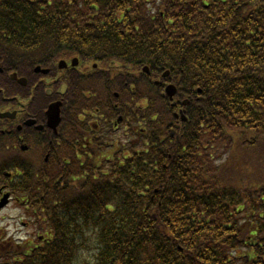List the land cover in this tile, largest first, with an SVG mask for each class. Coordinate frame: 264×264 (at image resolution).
Returning <instances> with one entry per match:
<instances>
[{"label": "trees", "instance_id": "obj_1", "mask_svg": "<svg viewBox=\"0 0 264 264\" xmlns=\"http://www.w3.org/2000/svg\"><path fill=\"white\" fill-rule=\"evenodd\" d=\"M73 56L66 106L141 131L22 168L35 233L0 264H264V0H0L5 86Z\"/></svg>", "mask_w": 264, "mask_h": 264}, {"label": "flooded vegetation", "instance_id": "obj_2", "mask_svg": "<svg viewBox=\"0 0 264 264\" xmlns=\"http://www.w3.org/2000/svg\"><path fill=\"white\" fill-rule=\"evenodd\" d=\"M51 72H53L52 68H50L48 74H44V76H37L35 78L36 82L31 85L29 90H24L23 88H18L17 90H15V94L13 95L15 107L12 108V110H15V118L12 120L14 126L7 127L6 120L0 119V140L7 134L15 136L14 134H11L12 132H16L17 139H19L20 141H22L24 138H33V134L38 135L37 131L40 130H35L33 125H25V121L30 118L44 126L46 122V107H48L49 102L55 101L56 99H62L63 95H59L58 92H65L63 88H59L61 84L62 86H66L64 78L63 80H60L59 77L61 73H64L60 71L55 72V74L52 75ZM47 75L48 77H46ZM27 83L28 81L26 80L24 84L19 83V85L23 87L27 85ZM40 90L43 91V97L40 96ZM3 93L4 80L0 79V103L1 100L2 102H4L5 100L9 99L2 95ZM3 110H7V108H3L2 106H0V111ZM82 126L84 127V129L87 128L86 122L83 123ZM42 131H45L48 136L54 138L53 132L50 128L43 127ZM42 131L40 133H42ZM0 187H2L1 192H5V190H7V184L4 183L1 178ZM1 192L0 196L2 194Z\"/></svg>", "mask_w": 264, "mask_h": 264}, {"label": "rangeland", "instance_id": "obj_3", "mask_svg": "<svg viewBox=\"0 0 264 264\" xmlns=\"http://www.w3.org/2000/svg\"><path fill=\"white\" fill-rule=\"evenodd\" d=\"M99 86H101V84ZM100 134L105 135L106 133L104 130H100ZM97 138L100 140L102 139L101 137H97ZM31 144L33 146V150H32V154H33L34 149L36 150L40 147V143L35 138H32ZM17 150L19 151L18 145H17ZM5 151L6 149L3 148V145H1L0 162L3 161V156ZM43 156L44 155L42 153H39L37 156V159L40 161V163L45 161V158L43 159ZM27 223H28V219L23 209L20 208L18 203L15 201H12L4 208V210L0 211V234L2 232H7L8 234L15 235L16 238H25L28 237L29 235H33L35 233V229L33 227H30Z\"/></svg>", "mask_w": 264, "mask_h": 264}, {"label": "water", "instance_id": "obj_4", "mask_svg": "<svg viewBox=\"0 0 264 264\" xmlns=\"http://www.w3.org/2000/svg\"><path fill=\"white\" fill-rule=\"evenodd\" d=\"M37 70H39V68ZM144 71L147 72L148 69L145 67L144 68ZM165 91L171 97L173 95L174 91H175V88H174L173 85H169V86L166 87ZM48 116H49L50 124H53L54 125V124H57L58 123V121H59L58 104H54V105H51L50 106L49 112H48ZM182 119L184 120V117H182Z\"/></svg>", "mask_w": 264, "mask_h": 264}]
</instances>
